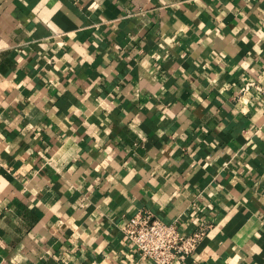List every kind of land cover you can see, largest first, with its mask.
<instances>
[{"label":"crops","instance_id":"1","mask_svg":"<svg viewBox=\"0 0 264 264\" xmlns=\"http://www.w3.org/2000/svg\"><path fill=\"white\" fill-rule=\"evenodd\" d=\"M264 0H0V264H264Z\"/></svg>","mask_w":264,"mask_h":264},{"label":"built area","instance_id":"2","mask_svg":"<svg viewBox=\"0 0 264 264\" xmlns=\"http://www.w3.org/2000/svg\"><path fill=\"white\" fill-rule=\"evenodd\" d=\"M251 87L264 94V88L255 82L246 83L242 90L247 91ZM209 227L210 225L202 224L187 234L175 223H167L150 210H143L128 217L123 230L142 258L155 264H184L195 253Z\"/></svg>","mask_w":264,"mask_h":264}]
</instances>
